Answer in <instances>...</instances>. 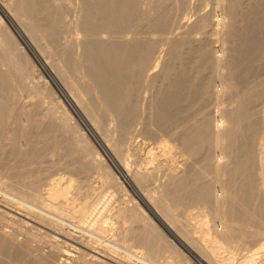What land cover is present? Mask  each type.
<instances>
[{"label": "bare ground", "instance_id": "obj_1", "mask_svg": "<svg viewBox=\"0 0 264 264\" xmlns=\"http://www.w3.org/2000/svg\"><path fill=\"white\" fill-rule=\"evenodd\" d=\"M138 1L78 0L82 15L75 30L83 35V53L77 57V37H63L61 0H10L8 6L0 2V10L47 65L71 106L103 138L122 175L141 186L152 220L134 211L128 219L145 222V234L139 227L137 234L130 232L146 253L128 247L124 233L105 240L103 234L113 231L107 220L94 232L77 224L91 204L90 176L101 169L100 161L82 143L76 124L55 109L47 84L34 81V65L3 23L0 201L61 231L82 232L132 264H182L171 257L155 260L170 247L157 225L203 264H264V0H208L211 10L201 14L191 0H142L150 11L136 25ZM177 19V29L186 26V31L170 37ZM128 32L133 37H126ZM195 34L216 38V45ZM156 36L166 45L162 61L160 54L154 56ZM46 46L51 50L43 56ZM22 81L31 83L24 91L35 98L29 106L27 96L13 87ZM135 136L151 142L136 143ZM153 148L166 157L159 159ZM133 151L139 152L138 162L129 169ZM49 158L63 175L48 174ZM101 179L104 186L112 182L108 172ZM146 185H153L149 192ZM11 211L4 213L14 216ZM29 256L0 229V264H57L52 257Z\"/></svg>", "mask_w": 264, "mask_h": 264}, {"label": "rangeland", "instance_id": "obj_2", "mask_svg": "<svg viewBox=\"0 0 264 264\" xmlns=\"http://www.w3.org/2000/svg\"><path fill=\"white\" fill-rule=\"evenodd\" d=\"M61 1L64 6V10L61 15L62 17L60 19L61 21L60 23L62 24V26L67 28V30L64 31L66 33L64 34L63 37H77L76 39L75 38L73 39L74 53H75V56L77 57L83 53L82 46L79 45V43L83 39V35L79 30H75L76 22L82 15V10L80 8V4L78 0H61ZM155 1H156L155 3H157V0ZM0 2L3 5L6 4L8 6L10 3V0H0ZM207 2L208 0H191V5L193 7L195 6L194 12H196L197 14H201V13L208 12V10H211L212 4L210 3L207 5ZM149 11H150V8L148 7V5L144 3V1L139 0L138 2H136L134 6V17L136 19V21L134 20L135 24L139 23L138 18H140L142 15L148 14ZM179 18L180 16L178 17V19ZM178 19H177L178 23L177 22L174 23L173 31L170 34V37H174L176 31L177 32L186 31L185 30L186 26L181 28V31L177 29L179 26ZM195 19H196V16L194 17L192 16L190 18V20H192L191 23H193ZM14 20L17 22L15 18ZM189 22L187 25L191 24ZM0 23H3L5 25V30L7 31V33L11 35L12 37H14L18 41L20 46L23 48L22 49L24 50L23 53L27 56L28 60H30V65H34V66H31L35 70V73H34L35 77L33 78L34 81L36 82L44 81L47 84L46 86L52 92L51 98L54 100L55 109L56 110L60 109L58 110L59 113L61 112L66 113V116L69 120L70 125L74 126L76 124L75 126L78 128L79 137L81 138V141L83 140L82 143H84L88 148H91L92 153L94 154L93 156L97 157L98 161H100L101 169L98 170L96 174L94 172L92 174L90 173L91 174L90 176L91 185L94 187L93 196L91 195V198H90L91 204L88 210L85 212L84 216L78 220L77 224H79L83 229H87L89 231L94 232L96 231L97 227L100 224H102L103 220H107L110 224L112 223L113 226L112 225L111 226H112L113 231L106 232L105 234H103L104 236L102 235L105 240H109L111 238V233L113 234L118 233L119 235L124 233L123 235L126 241V245L128 247H130L131 249H135L136 251H139V252L141 251L143 253H146V250H147L146 247L138 245L134 241V239L131 237L132 234L130 232L132 229H134L137 234V229L139 227L142 229L143 234H145L147 232V226L145 222L138 220V219L136 220L128 219V214L130 213V211H134V212L143 214L145 218L152 220V216L144 202L145 201L144 195L140 191L141 186L137 185L133 180H131L129 176L126 177L122 175L121 171L117 167V162L112 158V156H110L109 152H107V150H105L104 147L102 146L101 143L103 141V138H101L97 133H96L97 134L96 136L94 134L95 130H91L89 126L86 124V122L84 121V118H81L85 116L81 112H77V110H75V108L71 106L67 98H65V95L63 94L62 90L59 88V86L54 82V80L51 78V76L47 72L46 70L47 65L45 64L46 66H44L39 61L38 57L33 53L30 47L25 44V40L21 37V34H19L18 31L14 28V26L3 16V14L1 13V10H0ZM23 35L27 39V36L25 34ZM127 35L128 36L126 37H133L132 32H128ZM104 37H105V34H104ZM156 37H157V44H156L157 47L155 46L156 48H155L154 56H157L160 54V60L162 61V59L165 58V48H166L165 46L166 45L165 43H163L164 42L163 38L161 39L160 36H156ZM192 37L194 38L196 37L198 39L206 38V40L208 38L207 41L209 43L211 42L213 46L216 45L214 42L216 38L212 36L211 38L209 35L195 34ZM162 43L164 44V46ZM41 46H44V45H41ZM162 48L163 50L161 52ZM49 49L51 50V47L46 46V49L44 50V54L45 53L47 54L43 56L49 55V51H50ZM159 70L160 68L158 67L155 73H158ZM76 77H77L76 79L80 78L81 82H85V78L83 77L84 78L83 79L80 74H78V76ZM30 85L31 83L28 84L26 81L13 83L15 92L18 93L22 91L25 94V96L28 97V98L27 97L25 98L27 100V101L25 100V103H24L25 106L27 105L29 106L35 101V98L29 99L28 94L26 95V93L29 90ZM14 102L15 103L13 104V106L18 108L20 104L16 103V101ZM261 107L262 106H260L259 108ZM213 110L214 108L212 109V116L215 113ZM41 111L45 113V107L43 105L41 107ZM59 113H56V116L54 115V119L56 118L55 121L60 120ZM210 113H211V110H210ZM111 124L112 123H110V125ZM134 138L136 139V140L134 139L136 143L138 142L141 143L142 141L151 142L149 140H143L141 137H138V136H135ZM139 138L141 139V141ZM152 145L155 146L156 144L154 145L152 143L151 146ZM152 150L154 151V154L157 155L159 159L163 157L164 154H162V151L160 148H153ZM137 153L136 151H133L130 153L131 155L129 154V156H127L128 158L127 166L129 169H133L136 163L138 162ZM179 153L180 152L178 151L176 152V154L179 156L178 159H180V156H181V154L179 155ZM165 157L166 155L162 159H164ZM182 157L184 156L182 155ZM47 161H49L48 162L49 164L44 163L45 165L44 167L48 170L47 172L48 174H50V176L55 177V176H58V174L63 175L62 170L59 169V167L55 165L53 160L49 158L47 159ZM11 163L12 161H9V164ZM184 168L185 167L182 166L181 170H184ZM106 172H108L112 177V182L108 186L107 185L104 186L102 184V179H101V176L106 174ZM149 186L152 187L153 185H146L143 187L147 190L145 192H149L148 190L150 188ZM153 189L154 188H151V190ZM95 194L97 195V198ZM104 203L106 204V206L104 205ZM125 207H128L127 209L129 211L127 210V211H124L123 213H119V211ZM95 209H97L98 211L96 210L97 211L96 212ZM5 210L11 211L10 213H12L14 216L4 213ZM98 212H100L101 214ZM91 215L94 218V220L91 217ZM96 217L98 218V220L96 219ZM0 220H1L0 229L2 230L3 234L9 237H13V240L16 242V244L23 245L25 248H27L28 254L30 255L29 257L31 258L40 257V256L41 257H52L56 261L57 264H79V263L80 264H132L128 260L123 258L121 255L115 254L114 252H111L110 250L103 248L99 243L89 242L87 236L84 235L82 232H74L68 229H64L61 231L59 230L58 227L49 226L46 223L41 222L38 218H35L34 216L26 212H23L17 208H13V207L11 208L10 205H7L3 203L2 201H0ZM81 220H83V222L85 223H83ZM35 222L38 223L39 225L37 226ZM89 225L91 227H88ZM157 228L164 236H166L165 238L168 242V245H170V247L167 248V250L163 254L159 255V257H155V260H157V262L162 263L165 261V259H168L169 257L175 258L178 262L182 264H203L206 262L205 260H202V261L194 260V258L188 252H186L181 246H179L175 242H172L167 232L161 226L157 225ZM52 231L54 233H59L60 235H64L66 239L61 238L60 236H55L57 237L55 239L52 238L50 236L53 233ZM84 248L88 249L87 252H85ZM64 251H67L68 253L72 255L63 256L62 254ZM226 262L227 264L229 263V261H226Z\"/></svg>", "mask_w": 264, "mask_h": 264}]
</instances>
